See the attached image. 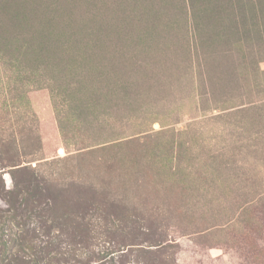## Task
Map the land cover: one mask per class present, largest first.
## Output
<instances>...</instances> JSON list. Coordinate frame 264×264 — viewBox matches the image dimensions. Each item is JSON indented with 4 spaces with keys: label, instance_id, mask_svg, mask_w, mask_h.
Listing matches in <instances>:
<instances>
[{
    "label": "rangeland",
    "instance_id": "obj_1",
    "mask_svg": "<svg viewBox=\"0 0 264 264\" xmlns=\"http://www.w3.org/2000/svg\"><path fill=\"white\" fill-rule=\"evenodd\" d=\"M0 264H264V0H0Z\"/></svg>",
    "mask_w": 264,
    "mask_h": 264
},
{
    "label": "trees",
    "instance_id": "obj_2",
    "mask_svg": "<svg viewBox=\"0 0 264 264\" xmlns=\"http://www.w3.org/2000/svg\"><path fill=\"white\" fill-rule=\"evenodd\" d=\"M20 220V219H19ZM21 221H23L22 219H21ZM22 222H19V225L21 224ZM31 229V228H30ZM29 230V229H28ZM22 250H24V251H26L25 250V248H22Z\"/></svg>",
    "mask_w": 264,
    "mask_h": 264
}]
</instances>
